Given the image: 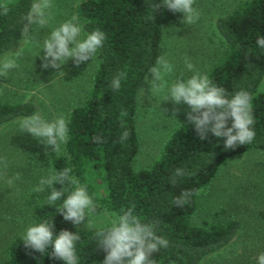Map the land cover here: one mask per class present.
Instances as JSON below:
<instances>
[{
  "label": "trees",
  "instance_id": "1",
  "mask_svg": "<svg viewBox=\"0 0 264 264\" xmlns=\"http://www.w3.org/2000/svg\"><path fill=\"white\" fill-rule=\"evenodd\" d=\"M152 3L159 4L161 0H79L74 6V14L84 31L91 33L99 29L106 34V40L95 56L84 100L67 111L69 140L62 145L60 153L49 159L48 175L53 170L71 167V174L87 187L97 205L94 215L101 210L121 214L134 205L135 214L143 222H158L157 234L165 237L169 246L153 254L156 264H204L206 257L232 241L239 222L220 220L215 212L210 219L195 224L191 218L196 209V195L183 206L173 202L183 190H200L231 156L248 150L264 152V91L257 90L264 75V48L256 44L257 37L264 36V0H241L229 13L215 18L221 50L205 73L230 95L241 89L252 94L254 140L225 150L223 138L208 133L201 140L185 119L168 134L157 157L137 171L131 167L138 149L136 94L162 50L165 7L152 12ZM32 4L33 0H0V55L11 49L21 36L23 18ZM4 7L8 8L6 15ZM122 70L126 79L119 91H113L110 82ZM121 109L127 111L126 117H120ZM35 112L32 100H0V125ZM125 129L130 135L120 143L119 137ZM97 135H102L105 143H96ZM177 167L194 174L174 177ZM53 187L59 189L61 185L57 183ZM48 193L50 189L32 205L28 226L42 219H53L54 234L62 229L79 233L78 264L103 262L106 253L98 247L95 232L105 226L85 227L82 222L75 226L65 221L55 206L47 205ZM65 198L66 195L61 197L60 202ZM24 233L14 235L7 242L0 264H64L51 258V247L44 255L26 249L22 242Z\"/></svg>",
  "mask_w": 264,
  "mask_h": 264
},
{
  "label": "rangeland",
  "instance_id": "2",
  "mask_svg": "<svg viewBox=\"0 0 264 264\" xmlns=\"http://www.w3.org/2000/svg\"><path fill=\"white\" fill-rule=\"evenodd\" d=\"M79 0H52V19L45 27L33 24L34 43L24 44L22 36L4 54L18 48L23 55L18 68L0 77V100H32L48 120L63 114L84 100L95 57L78 67L70 59L60 69H43L41 59L44 39L60 23L74 16L73 8ZM241 0H195L200 12L194 24L182 23L183 13L163 10L161 55L173 65L174 73L167 77L171 84L177 78L187 79L193 73L186 68L187 59L194 70L205 74L221 50V39L214 21L225 15ZM34 2V0H33ZM159 57V56H158ZM62 71V72H61ZM148 73L136 94L135 128L138 149L131 160L134 169L146 167L154 160L168 134L186 119L190 111L184 103L174 105L163 101V94L150 91ZM264 91V75L257 86ZM162 100V101H161ZM173 109H178L173 117ZM23 119L0 125V262L7 242L24 232L31 219L32 205L43 196L33 192L42 177L48 176V161L52 146H45L30 133L22 131ZM62 151V145H61ZM60 151V152H61ZM19 174V179L16 175ZM11 181V183H9ZM196 195V209L191 218L195 224L217 213L220 220L236 219L238 232L221 250L206 257L204 264H257V256L264 252V152L248 150L222 162L214 177ZM113 213L101 210L86 216L82 225L98 228L109 226ZM103 264V262L99 263Z\"/></svg>",
  "mask_w": 264,
  "mask_h": 264
},
{
  "label": "clouds",
  "instance_id": "3",
  "mask_svg": "<svg viewBox=\"0 0 264 264\" xmlns=\"http://www.w3.org/2000/svg\"><path fill=\"white\" fill-rule=\"evenodd\" d=\"M195 0H161V3H152V12L166 7L172 12L183 13L182 23L194 24L199 20L200 12L193 7ZM54 7L52 0H34L28 14L23 18L21 36L24 44L34 43L31 35L33 24L45 27L53 18L50 9ZM8 8H3V14H7ZM154 17L152 16V19ZM106 34L94 29L91 33L84 31L78 16H72L55 27L44 39L42 48L44 55L40 57L41 67L47 69H60L68 60H72L75 66L82 62L92 60L103 48ZM256 44L264 48V36H258ZM23 55V50L18 48L14 52L7 53L0 60V77H6L9 70L18 68V59ZM186 68L192 71V75L186 80L177 78L171 84L167 77L174 73V65L164 56L157 57L155 64L149 68L151 79L148 80L150 91L163 94V101L171 100L174 105L184 103L190 111L186 113L187 121L194 127L199 138L204 140L208 133L216 138H223L224 149H234L238 145L250 144L255 138V118L253 115V96L244 89L233 94L221 86L216 85L207 74H201L194 70V65L185 60ZM62 72V71H61ZM126 79V72L120 71L110 82L113 91H119L121 83ZM161 100V101H162ZM178 109H173V117ZM127 111L121 109L120 117H126ZM231 119V126H228ZM70 121L60 114L52 120L46 119L39 112L25 117L21 124L22 131L30 133L45 146H52L54 153H60L61 145L69 140ZM121 127H124L121 119ZM129 131L125 129L119 137L123 143L129 137ZM98 144L105 143L102 135L94 137ZM139 171V169H137ZM71 167L62 170H53L50 175L42 177L38 185L33 189L34 193L42 194L50 189L46 200L47 205L55 206L65 221H70L78 226L85 221L86 216L96 212L97 205L87 191L85 185L73 176ZM184 168L177 167L174 177L193 175ZM19 179V174L16 175ZM11 183V181H9ZM59 183V189L53 187ZM175 178L172 184L175 185ZM196 190H183L175 198L174 204L183 206L189 202L193 195H199ZM66 198L61 201V197ZM60 203H57V202ZM135 206L132 205L121 214H113L109 226L101 227L95 232L96 243L105 253L103 264H156L153 254L161 248L169 246L168 240L157 234L156 221L143 222L135 214ZM55 233L53 219H42L39 223L27 227L22 238L26 249H32L44 255L49 247L52 251L51 258L62 260L64 264H78L76 244L81 239L78 232H70L62 229ZM257 264H264V252L257 256Z\"/></svg>",
  "mask_w": 264,
  "mask_h": 264
}]
</instances>
